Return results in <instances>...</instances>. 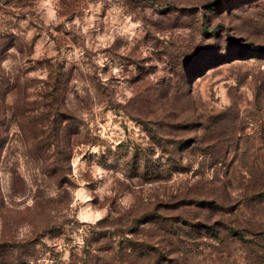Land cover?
<instances>
[{
    "label": "rangeland",
    "instance_id": "obj_1",
    "mask_svg": "<svg viewBox=\"0 0 264 264\" xmlns=\"http://www.w3.org/2000/svg\"><path fill=\"white\" fill-rule=\"evenodd\" d=\"M0 140V264H264V0H0Z\"/></svg>",
    "mask_w": 264,
    "mask_h": 264
},
{
    "label": "trees",
    "instance_id": "obj_2",
    "mask_svg": "<svg viewBox=\"0 0 264 264\" xmlns=\"http://www.w3.org/2000/svg\"><path fill=\"white\" fill-rule=\"evenodd\" d=\"M141 220L139 224L149 222V220ZM99 223L100 222H98L97 225H99ZM60 227V225L47 226L41 233H36L37 235L35 234L34 237L26 240L30 253H23L19 258L28 257L30 259L26 260L32 261V264H37V260L44 255V251L36 249V245L38 241H40L39 239L49 230H55V228L59 229ZM125 235L126 231H120L119 233H113L112 231L95 232V241L97 245H93V243L89 242V244L87 243V245L83 246L81 249H77V253L70 252L67 259H62L60 255L52 254V264H112L113 262L118 264H166L172 261V259L169 258L170 254H168V251L159 248L157 243H150L149 241L134 238L131 234L130 237ZM114 236L120 238L115 246H113L114 242L112 241ZM3 242L6 241H0V249H2L3 245L1 244ZM54 248L53 246V249ZM22 264L30 263L25 262Z\"/></svg>",
    "mask_w": 264,
    "mask_h": 264
}]
</instances>
